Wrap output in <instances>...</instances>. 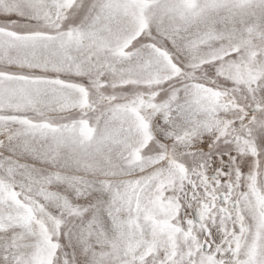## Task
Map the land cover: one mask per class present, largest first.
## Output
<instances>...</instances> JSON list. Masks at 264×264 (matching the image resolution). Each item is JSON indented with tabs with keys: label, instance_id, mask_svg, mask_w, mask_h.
Instances as JSON below:
<instances>
[{
	"label": "snow or ice",
	"instance_id": "snow-or-ice-1",
	"mask_svg": "<svg viewBox=\"0 0 264 264\" xmlns=\"http://www.w3.org/2000/svg\"><path fill=\"white\" fill-rule=\"evenodd\" d=\"M0 264H264V0H0Z\"/></svg>",
	"mask_w": 264,
	"mask_h": 264
}]
</instances>
